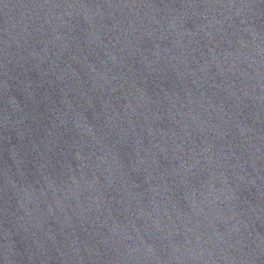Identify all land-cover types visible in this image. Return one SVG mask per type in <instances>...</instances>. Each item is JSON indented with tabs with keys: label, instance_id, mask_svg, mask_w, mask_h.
I'll return each mask as SVG.
<instances>
[{
	"label": "water",
	"instance_id": "95a60500",
	"mask_svg": "<svg viewBox=\"0 0 264 264\" xmlns=\"http://www.w3.org/2000/svg\"><path fill=\"white\" fill-rule=\"evenodd\" d=\"M0 264H264V0H0Z\"/></svg>",
	"mask_w": 264,
	"mask_h": 264
}]
</instances>
